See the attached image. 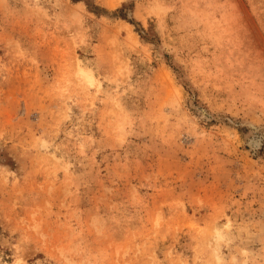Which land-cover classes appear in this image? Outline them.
Here are the masks:
<instances>
[{"label":"rangeland","instance_id":"374dc122","mask_svg":"<svg viewBox=\"0 0 264 264\" xmlns=\"http://www.w3.org/2000/svg\"><path fill=\"white\" fill-rule=\"evenodd\" d=\"M0 264H264V0H0Z\"/></svg>","mask_w":264,"mask_h":264}]
</instances>
